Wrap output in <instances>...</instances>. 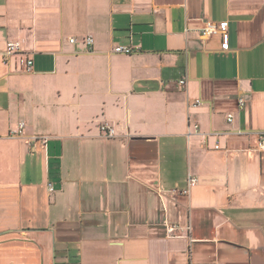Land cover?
Instances as JSON below:
<instances>
[{"label":"crops","instance_id":"0c3cea01","mask_svg":"<svg viewBox=\"0 0 264 264\" xmlns=\"http://www.w3.org/2000/svg\"><path fill=\"white\" fill-rule=\"evenodd\" d=\"M261 132L264 0H0V264H264Z\"/></svg>","mask_w":264,"mask_h":264},{"label":"built area","instance_id":"2783aa9c","mask_svg":"<svg viewBox=\"0 0 264 264\" xmlns=\"http://www.w3.org/2000/svg\"><path fill=\"white\" fill-rule=\"evenodd\" d=\"M228 25H229V22L225 21V20L224 21H213L210 19L206 20L204 25L200 29V38L205 40V39H208V38L214 36L217 33L223 32L224 33V44L223 45L225 48L228 49L229 48V39H228L227 33L225 32ZM76 40L77 39L75 37L70 38V41L73 43L76 42ZM83 41L86 44L91 45L94 43V38L91 35H88V36L83 38ZM113 50L116 53L131 54L136 50V48L132 47L130 45H116ZM21 51H22V46H21V43L19 41L8 42L7 48H6V54L7 55L17 54V53H20ZM33 68H34V60L30 57H27L25 64H24V68H23L24 71L25 72H31L33 70ZM180 83L185 84L186 83L185 78L181 79ZM197 102H200V99H198ZM245 104H246L245 100L243 98H241L240 99V105L244 106ZM227 118H228V121L231 122V121H233L234 116H233V114L229 113L227 115ZM23 126H24V124L22 123L21 127L23 128ZM194 127L196 130H199L198 125H195ZM100 129L106 136H109V137L114 136L116 133L114 127H112L111 125H108V124H102L100 126ZM258 146H259V149L261 151H264V132L260 133ZM216 148H219V146L216 145ZM197 182H198L197 177L191 175L190 179H189V187L184 192L185 193L189 192L190 189L197 184ZM177 228L178 227L176 225H172L169 230L171 233H173V231Z\"/></svg>","mask_w":264,"mask_h":264}]
</instances>
